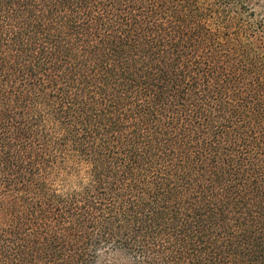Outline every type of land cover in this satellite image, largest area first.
<instances>
[{
    "label": "trees",
    "instance_id": "16d2710c",
    "mask_svg": "<svg viewBox=\"0 0 264 264\" xmlns=\"http://www.w3.org/2000/svg\"><path fill=\"white\" fill-rule=\"evenodd\" d=\"M0 264H264L251 0H0Z\"/></svg>",
    "mask_w": 264,
    "mask_h": 264
},
{
    "label": "rangeland",
    "instance_id": "374dc122",
    "mask_svg": "<svg viewBox=\"0 0 264 264\" xmlns=\"http://www.w3.org/2000/svg\"><path fill=\"white\" fill-rule=\"evenodd\" d=\"M254 4V9L259 13V16L264 18V0H251Z\"/></svg>",
    "mask_w": 264,
    "mask_h": 264
}]
</instances>
